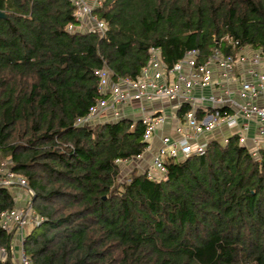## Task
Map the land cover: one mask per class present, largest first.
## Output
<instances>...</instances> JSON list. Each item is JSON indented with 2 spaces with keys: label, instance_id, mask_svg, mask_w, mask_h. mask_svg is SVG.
Returning <instances> with one entry per match:
<instances>
[{
  "label": "trees",
  "instance_id": "1",
  "mask_svg": "<svg viewBox=\"0 0 264 264\" xmlns=\"http://www.w3.org/2000/svg\"><path fill=\"white\" fill-rule=\"evenodd\" d=\"M70 0H0V154L34 191L42 218L24 230L33 264H264V148L212 139L202 156L165 159L156 180L123 165L145 156L138 115L76 126L101 97L96 70L137 79L152 47L173 66L198 49L264 50V0H104L102 34ZM75 25L69 30V25ZM190 110L183 105L184 117ZM2 161L0 159V165ZM0 186V219L18 208ZM14 188V187H13ZM13 229L0 225V264Z\"/></svg>",
  "mask_w": 264,
  "mask_h": 264
},
{
  "label": "built area",
  "instance_id": "2",
  "mask_svg": "<svg viewBox=\"0 0 264 264\" xmlns=\"http://www.w3.org/2000/svg\"><path fill=\"white\" fill-rule=\"evenodd\" d=\"M75 6L74 16L80 21V27L86 26L88 30H99L104 34L107 25L94 14V8L102 5L104 0H70ZM75 25L68 26L74 30ZM248 49L253 50L249 55ZM246 53V54H245ZM200 51L193 49L188 51L173 66L168 67L161 55V50L152 47L148 64L141 77L137 79L118 77L115 81L111 78L108 68L96 70L100 77L99 93L101 97L92 105L89 112L77 119L75 125L94 124L97 122L113 121L126 116V107L133 103H140L141 117L146 124L145 140L148 141L146 152H152V140L158 129L165 124L167 116L164 109H145L144 100L154 101L168 100L177 106V113L183 105H189L184 117L179 120L178 131L180 138L173 139L170 136L162 138V146L151 155V167L143 169L148 178L156 180L167 172L165 159L178 160L191 156L205 154L209 142L214 139H203L216 128L225 126L234 128L231 134H227L221 141L227 142L232 134H238L241 144L250 147L257 155L264 148V98L262 104L256 102L258 97L264 96V50L241 48L236 56L224 55L215 51L205 63H199ZM222 69V75L234 78L240 83L239 93L245 102L232 98L228 90L217 96L215 94H195V90L201 92L211 85H223L222 78L213 79V67ZM240 68L238 74L235 70ZM215 81V82H214ZM205 102L211 106L203 107ZM229 107L234 110L228 109ZM237 109H236V108ZM257 121V132L250 135L251 122ZM216 138V137H215ZM143 157V156H140ZM127 161L118 160L124 164ZM8 163L0 165V186L19 187L24 190V196L29 200L25 209L16 208L12 212H3L0 225L6 229H13L14 236L21 238L23 242L24 228L27 224H39L42 218L36 215L31 204L34 191L29 188L24 177L15 175L8 167ZM157 170V171H155ZM158 172V175L156 174ZM14 238L12 239V243ZM21 250V251H20ZM1 254H7L4 248H0ZM18 264H33L24 253L22 246L19 248Z\"/></svg>",
  "mask_w": 264,
  "mask_h": 264
},
{
  "label": "crops",
  "instance_id": "3",
  "mask_svg": "<svg viewBox=\"0 0 264 264\" xmlns=\"http://www.w3.org/2000/svg\"><path fill=\"white\" fill-rule=\"evenodd\" d=\"M251 49H248L247 52H249V55L252 54ZM246 54V53H245ZM241 69L237 68L234 72V74H238V72H240ZM222 69H220L219 67L215 66L213 67V79L216 80L218 79V77L220 76V78H222L223 81V85H211L208 87H205L204 90H202L203 92H201L199 89L195 90V94L199 95L200 93H204V94H215L217 96H221V94L223 92H225V90H228L229 95L234 98L239 100L240 102H245V100L243 98H241V95L239 93L240 90V83L235 80L234 78H236L235 76L232 75V77L227 78L225 75H222ZM215 82V81H214ZM264 96L258 97L256 102L258 104H262V100H263ZM140 103L136 102L133 103L129 106L126 107V114L127 115H141V109H140ZM145 109H147L148 111H152L153 109H164V111L167 109V107H171V109L173 110V116L172 117H167V120L165 122V124H163L158 131L155 133L153 140H152V152L148 151L145 156L143 157H138V158H134L131 161L125 162V164L127 165L126 168L129 167V165H132V168L135 167H140L143 169H148L151 167V155L153 152H157L161 146H162V138L164 136H170L173 139H178L180 138V132L178 131V124H179V120L177 118V106L168 100H159L156 99L154 101H149V100H144L143 103ZM202 107L204 105V107H209L211 106L209 103L205 102L204 104H200ZM236 108V107H235ZM228 109H232L234 110V108L229 107ZM237 109V108H236ZM129 111V112H128ZM257 121L255 118H253L252 122H251V132L250 135H254L257 132ZM234 128H229L227 126L223 127V128H216L215 130H213L210 133H207L203 139H211V138H225L227 134H231V132L233 131ZM130 168V167H129ZM142 169V170H143ZM156 174L158 175V172H156ZM21 198V200H19L20 202L25 201L26 196H19ZM19 198V199H20ZM19 202V203H20Z\"/></svg>",
  "mask_w": 264,
  "mask_h": 264
},
{
  "label": "rangeland",
  "instance_id": "4",
  "mask_svg": "<svg viewBox=\"0 0 264 264\" xmlns=\"http://www.w3.org/2000/svg\"><path fill=\"white\" fill-rule=\"evenodd\" d=\"M129 112V111H128ZM165 115L169 118V117H172L173 116V110L171 109V107H167V109L165 110ZM0 159L3 163H6V162H9V159L7 157H4L2 156V154H0ZM123 165V174L121 175V179H124V178H127V175L129 173L132 172V170L134 168H132V165H129L128 168H126V164H122ZM140 170H142L143 168H140L138 167ZM157 171V170H155ZM13 194L15 195L16 197V201L18 202V208L21 210V209H25L28 204H29V200L28 199H25V201L23 202H20L19 200H21V198L19 196H24V190L19 188V187H12V190ZM20 198V199H19ZM20 202V203H19ZM33 227V223H30V224H27L24 228L25 231H29L31 228ZM22 246V242H21V238L20 237H17L16 235L14 236V241L12 243V248H13V251H12V257L14 259V262L16 264H18V260H19V248ZM21 251V250H20ZM1 257H5V254H1Z\"/></svg>",
  "mask_w": 264,
  "mask_h": 264
},
{
  "label": "water",
  "instance_id": "5",
  "mask_svg": "<svg viewBox=\"0 0 264 264\" xmlns=\"http://www.w3.org/2000/svg\"><path fill=\"white\" fill-rule=\"evenodd\" d=\"M8 14L0 10V18H7ZM35 201V197L31 198V204H33Z\"/></svg>",
  "mask_w": 264,
  "mask_h": 264
}]
</instances>
